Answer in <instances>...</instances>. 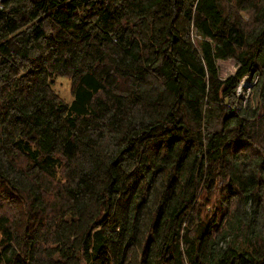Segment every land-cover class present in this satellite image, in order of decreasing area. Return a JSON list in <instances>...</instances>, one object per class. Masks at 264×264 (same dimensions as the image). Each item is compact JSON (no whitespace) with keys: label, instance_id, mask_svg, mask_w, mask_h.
<instances>
[{"label":"trees","instance_id":"trees-1","mask_svg":"<svg viewBox=\"0 0 264 264\" xmlns=\"http://www.w3.org/2000/svg\"><path fill=\"white\" fill-rule=\"evenodd\" d=\"M0 264H264V0H0Z\"/></svg>","mask_w":264,"mask_h":264},{"label":"rangeland","instance_id":"rangeland-1","mask_svg":"<svg viewBox=\"0 0 264 264\" xmlns=\"http://www.w3.org/2000/svg\"><path fill=\"white\" fill-rule=\"evenodd\" d=\"M219 75L221 79H226L234 75L237 70V61L234 59L218 60ZM255 80L252 77L247 78L241 82L237 89V96L247 100L251 95V89ZM54 91L59 94L67 103L73 102V95L71 93V83L67 78L59 77L55 80Z\"/></svg>","mask_w":264,"mask_h":264},{"label":"built area","instance_id":"built-area-1","mask_svg":"<svg viewBox=\"0 0 264 264\" xmlns=\"http://www.w3.org/2000/svg\"><path fill=\"white\" fill-rule=\"evenodd\" d=\"M245 80H246V79H245ZM245 80H244V81H245ZM244 81H243V82H244Z\"/></svg>","mask_w":264,"mask_h":264}]
</instances>
